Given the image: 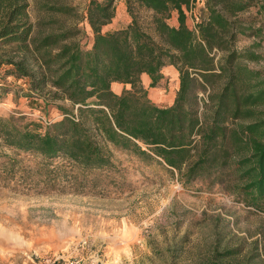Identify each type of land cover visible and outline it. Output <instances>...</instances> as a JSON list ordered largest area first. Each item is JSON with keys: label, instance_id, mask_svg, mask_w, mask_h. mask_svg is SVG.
Masks as SVG:
<instances>
[{"label": "trees", "instance_id": "16d2710c", "mask_svg": "<svg viewBox=\"0 0 264 264\" xmlns=\"http://www.w3.org/2000/svg\"><path fill=\"white\" fill-rule=\"evenodd\" d=\"M192 1L126 0L132 21L104 31L115 17V0H91L94 40L86 49L73 40L75 32L34 36L28 0H0L4 75L28 78L30 95L69 101L78 111L59 106L62 117L43 131L0 117L5 146L46 163L64 159L88 169L112 167L108 148L114 147L167 166L187 186L198 180L227 183L264 213V76L241 55L256 59L257 53L239 54L233 47L238 30L227 15L249 4L208 0L207 14L193 28L187 22ZM134 3L152 12L155 35L134 12ZM173 11L178 26L168 21ZM215 48L224 51L219 59ZM168 64L178 69L180 85L174 103L159 106L148 97L141 75L149 74L156 86ZM113 82L131 89L117 94Z\"/></svg>", "mask_w": 264, "mask_h": 264}, {"label": "rangeland", "instance_id": "374dc122", "mask_svg": "<svg viewBox=\"0 0 264 264\" xmlns=\"http://www.w3.org/2000/svg\"><path fill=\"white\" fill-rule=\"evenodd\" d=\"M90 1L28 0L34 36L67 30L89 49ZM243 1L249 4L245 10L227 13L238 30L233 47L239 54L257 53L256 59L241 55L264 76V0ZM133 9L155 35L152 12L138 3ZM115 10L104 31L132 21L126 0H115ZM196 13L206 15L207 8ZM168 21L178 26V12ZM187 22L193 28L198 23L191 10ZM213 54L219 59L224 51L215 48ZM6 67L0 68V117L43 131L62 117L59 106L78 112L69 101L30 95L28 78L4 75ZM167 80L162 88H151L160 105L172 103L177 92ZM7 92L12 93L8 102ZM108 150L112 167L88 169L17 154L0 138V264H264V213L239 199L227 183L209 186L198 180L187 186L155 160Z\"/></svg>", "mask_w": 264, "mask_h": 264}, {"label": "crops", "instance_id": "0c3cea01", "mask_svg": "<svg viewBox=\"0 0 264 264\" xmlns=\"http://www.w3.org/2000/svg\"><path fill=\"white\" fill-rule=\"evenodd\" d=\"M162 78L158 81V84L156 86H151V83H152V78L149 74L147 73H143L141 75V80H142V84H143V87L147 90L148 92V97L154 102L156 103L157 105L159 106H167V105H160L158 104V101L156 99V97H154L155 95V92H151V88H162V85L167 83V79L168 77H170L173 82L175 83V86H176V89H177V92H178V89H179V85H180V78H179V71L178 69L172 65V64H168L166 66L163 67L162 69ZM2 85V83H0V86ZM128 85L129 84H125V83H121V82H113L112 83V89L115 93L117 94H121L122 91L126 88H128ZM177 92L175 93L174 91V95H173V98H172V103H170L169 105L173 104L174 101H175V98L177 96ZM12 93H9L7 92L6 95H9L8 98H7V102L8 101H11L10 99V95Z\"/></svg>", "mask_w": 264, "mask_h": 264}, {"label": "built area", "instance_id": "2783aa9c", "mask_svg": "<svg viewBox=\"0 0 264 264\" xmlns=\"http://www.w3.org/2000/svg\"><path fill=\"white\" fill-rule=\"evenodd\" d=\"M208 0H193L192 1V9L191 12L195 14L196 21L199 22L201 19V14L196 13L198 10V7H206Z\"/></svg>", "mask_w": 264, "mask_h": 264}]
</instances>
